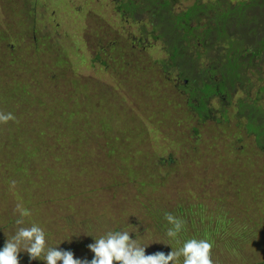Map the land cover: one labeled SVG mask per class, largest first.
<instances>
[{"label":"rangeland","instance_id":"374dc122","mask_svg":"<svg viewBox=\"0 0 264 264\" xmlns=\"http://www.w3.org/2000/svg\"><path fill=\"white\" fill-rule=\"evenodd\" d=\"M41 2L49 6L50 14L43 12L47 28V23H52L50 17L59 25L60 36L68 45L71 68L64 78L53 82L51 75L58 68L53 66V58L51 69L45 67L46 56L51 53L32 56L39 52L13 39L7 41L19 47L14 55L5 58L6 54L0 51V107H5L0 112L11 109L16 118L8 121L13 126L0 123V135L7 138L0 151V196L9 197L8 201L0 199V247L19 227L36 224L44 229L48 247L71 250L81 259H91L87 245L96 234L103 236L108 231L118 230H126L132 238L137 236L141 243L150 245L146 254L167 253L171 247H180L179 241L166 236L170 225L162 226L164 220L157 222V212L164 216L167 211L183 206L189 211L188 217L195 221L191 223L195 231L218 229L219 245L212 243V253L218 258L214 264H258V256L264 262V232L259 233L261 238L252 237L256 226L248 220L259 222L261 218V227H264V178L248 157L235 162L232 159L229 168L223 163L232 150L236 154L253 143V137L237 126L233 106L226 107L228 112L223 116L220 99L215 98L209 101L211 118H199L198 112L187 102L188 95L173 81L156 86L152 82L137 84L146 77H153L150 70L136 77L127 75L129 85L137 84L134 91L121 87L119 82L115 84L117 75L124 77L121 73L102 65L99 60L91 66L92 57L98 55L110 64L112 61L107 59L108 50L101 53L98 39L86 37L89 28L85 18L86 0ZM193 3L194 0H181L175 6L176 11H187ZM88 4L97 20L106 17L115 21L117 28L129 29L118 18L116 0H88ZM1 8L0 4V17L5 18ZM0 24H4V20ZM142 28L148 37L151 24L146 17L134 21L131 31L135 34L134 41L126 43L131 44L132 54L166 60L161 42L137 39L143 36ZM97 33H101L100 27L96 28ZM67 35L75 41L67 40ZM81 40L90 48L81 49L85 46L80 45ZM4 43L0 41V48L5 49ZM83 52L88 57L87 62L81 59ZM124 59L125 56L121 60ZM214 59V52L203 56L201 71L215 69ZM198 76V71L192 73L189 84L200 80ZM92 77L116 87L111 93L116 102L109 95L104 98L107 92L98 90ZM76 79L88 82L92 99L76 84ZM214 92V89L207 90L205 94ZM231 95L236 105L242 94L232 89ZM95 105L107 111L111 127L107 133L112 137L118 135L124 123L133 130L128 134L136 142L130 138L132 152L122 148L109 154L111 148L105 145L106 133L98 130L100 126L94 128L90 121L92 116L80 122L84 113L94 112ZM97 112L103 114L101 110ZM84 129H90L86 131L90 136L87 141ZM232 166H236L237 173L231 179L237 182L236 185L228 182L230 195L226 196L222 185ZM220 169L229 172L224 174ZM144 174L151 175L146 179ZM141 181L145 183L141 185ZM139 202L149 207V211L143 209V216L141 211L139 214L134 211ZM223 206L222 215L234 218V227L219 226ZM87 218L97 224L94 232L84 234L81 232L88 228ZM17 219H23V223L18 225ZM246 230L248 232L243 234ZM201 234L198 232L192 237L201 239ZM235 251L239 256H235ZM20 255L24 256L20 264H25V260H28L26 264H44L43 258L30 261L27 254ZM182 262L183 257L180 264Z\"/></svg>","mask_w":264,"mask_h":264},{"label":"trees","instance_id":"16d2710c","mask_svg":"<svg viewBox=\"0 0 264 264\" xmlns=\"http://www.w3.org/2000/svg\"><path fill=\"white\" fill-rule=\"evenodd\" d=\"M176 1L181 0H117L116 11L118 12V18L131 28L134 26L135 19L136 22L142 17H146L148 20H150L151 31L148 33L152 40H155L158 34L161 32H164L165 34L175 33L180 39L192 36L191 44L195 57L198 58L200 55V50L201 59L203 56H206L211 52L215 53L213 66L215 67L214 74L217 77L211 82L206 83V85L211 88L201 90V99L199 98L198 93H193L192 96H189L192 99L191 105L199 113L200 118H203L204 120H209L211 118L212 111L209 107V98L216 96V94V97L220 99L219 105H221V111L224 112L223 116L227 115L228 109L226 107L233 106V110L235 111L234 117L237 118V126L241 127L248 136L253 137V143H250L251 145L248 147H243L236 154L235 150H232L224 159V166L229 168L232 159L235 162V160L240 161L242 158L248 157L253 159L257 168V172L264 178V0H243L236 3L230 2L228 0H194V4L189 10V14L186 19L188 21L197 22L199 24V29L201 27L200 32H197V28L194 31V27H183L182 17L184 14L178 16L174 15L176 11H174V6H172V3ZM0 4L3 15L5 16V18L0 17V22L1 20H4V24H0V41H5V49L0 48V51H3L6 54L4 57L6 58L8 55H14L17 49H19L15 42L7 41V39L18 40L21 41V44L23 43L31 45L39 52L32 56L38 57L40 54L44 55L47 52L51 53L50 55L46 56L47 62H45V67L47 70L51 69L52 65L50 61L52 58L53 66L58 67L52 73L51 81H58L69 74L71 67L69 53L67 51L68 45L65 43L64 38L60 36V31H58L59 25L53 21L52 17H50L52 23L48 22L47 24L49 28H47V25L43 20V12H45L47 15L50 14L48 11L49 6L41 2V0H0ZM84 7L88 10V12L87 10L85 11V18L87 26L89 24V28L85 33L86 37L92 39L94 36H96L100 39V41H102L100 36L102 33L101 26L111 24L114 26L115 21L106 17L97 20L94 16L95 14L91 11L88 0H86L84 3ZM97 27H100L101 29L100 34H95ZM140 31L143 36L142 38L137 39L146 41V30L142 28ZM199 33H201V41H198L197 35ZM126 34H124L123 40H121L119 43L121 46L116 45L111 48L113 56L109 58L112 59L114 56L119 57L126 55L128 59H130L133 56L131 44L126 43L127 39L130 40L131 38H134L135 34H131L130 30H128ZM67 40L75 41L70 35H67ZM199 43H201V48L199 47ZM85 44L86 43L82 42L81 40L80 45L84 46ZM165 45L167 46L166 50L169 52V54H174L172 58L174 64L181 69L180 64L176 62L175 59L179 61L178 54L183 48H181V46L172 48V42L168 40L165 41ZM87 46L90 48V45H85L81 49L84 50ZM122 46L124 47L123 50L120 49ZM0 54H2V52H0ZM81 54V59L84 62H87L88 57L85 55L86 53L83 52ZM89 57L91 56L89 55ZM197 58L190 62L188 66L182 67L180 71L182 77L185 75V79L190 80V74L198 70V68L196 69ZM96 60H99L102 65H108L107 60H102L101 55H98L97 57H92L91 66H93V63H95ZM117 62V64L120 63V61ZM175 65L169 63L170 67H174ZM115 71L121 73L123 76L126 74V71L129 72L128 68L125 70L121 67L115 68ZM100 80L101 79L99 78L95 79L92 77L93 85L98 90L104 89L103 92H107L104 95V98L109 95V97L114 99V102H116L113 94H111L116 90L114 89L116 87L113 85L107 86L106 84L101 83ZM120 81L121 78L119 75H117L115 78V84L119 82L120 85ZM75 82L79 87L83 88L86 96L89 99L93 98L91 94V88L89 84H87V81L78 82L76 79ZM194 85L195 83L193 82L188 88L197 89L194 87ZM212 89L215 90L213 94L203 96L207 90ZM232 89H236L242 94L238 98L236 105L232 103ZM131 90L134 91L135 89L132 88ZM252 95H254V97H252ZM136 100L140 102L139 98H136ZM0 108V111L5 110V107ZM97 110H101L103 114L97 112ZM93 111L94 112H90L88 114L84 113V117L80 122L82 123L85 119L92 116L90 121L94 124V128L96 126H100V129L98 130H101L103 134L106 133L104 134V137L107 138L108 141H106L107 143L105 145L108 148H111V150H109V154L122 151V148L128 153L132 152L133 150L130 151L129 145L131 137L128 136V134H132L133 130L124 123L123 129L118 133V135L112 137L107 133L111 128L110 122L108 121L106 115L107 111H103L99 105H95ZM5 113H11V109ZM157 122L158 120L155 121V124H157ZM7 124L9 126H13V124L9 122H7ZM86 131L89 132L90 129H84V140L87 141L90 136ZM132 140L135 142L134 139ZM6 142V136L1 134L0 151L3 150ZM139 146L140 145L138 144V147ZM220 170L222 171L221 173L224 174L229 172L228 170L224 169ZM235 173H237L236 166H232L228 175V179L223 181L224 183L222 186L226 196L230 195V186L227 185L228 182L231 181L233 185H236L237 180L231 179ZM150 175L151 174H144L143 176L144 178L148 179ZM144 183V181L140 182L141 185ZM0 199L8 201L9 197L1 195ZM246 205L247 208H249L247 203ZM115 206V204L112 205V208ZM182 207L183 206L178 207L177 210L172 209L171 211L166 212L180 217L185 222L183 231L179 235L178 246H181L185 240L193 238L192 236L198 232L202 233L201 238H207L211 241V243L219 245L217 239L218 229L201 230V228H199V231H195V229L191 226V223H195V221L191 217H188L189 211ZM143 209L149 211V207L146 206V203L139 202V207L134 209V211L137 213L141 211L140 214L143 216ZM223 211L224 206L219 213L221 214L219 215V221L221 222H219L220 224L218 223L219 226L223 228L225 224L228 226L232 225L234 227L235 219L228 218L227 215H222ZM157 213H159L156 216L158 219L157 222L164 220L161 225L165 226L168 223L165 219V215L163 216L160 211ZM87 217H90V214H87ZM86 220L88 223V228L83 229L81 233L87 234L94 232L96 227L95 225L97 223L95 224L94 221H91L88 218ZM248 220L250 221V224L253 223L256 226L254 227V230L251 226V229L253 230L252 237H260L259 233L264 232V227H261L263 225V220L261 218L259 222H256V220H253L252 218H249ZM152 221L153 224L156 223L154 220ZM157 225L160 226V224ZM246 232L248 231H244L243 234ZM100 236L101 235L96 234L94 238H99ZM86 237L92 238L89 235ZM94 238L91 239L90 243L94 242ZM259 241L261 242V239ZM258 252L260 253V251L257 250V253ZM88 255L92 259L94 254L90 253ZM249 255L250 254L245 255V257ZM215 256L216 254L212 253L214 262L215 259H218ZM235 256H239L237 251H235ZM259 257L260 256L257 258L258 264H264V262H261ZM20 258H24V256L20 255ZM27 262L28 260L23 261L25 264Z\"/></svg>","mask_w":264,"mask_h":264},{"label":"clouds","instance_id":"9594fccd","mask_svg":"<svg viewBox=\"0 0 264 264\" xmlns=\"http://www.w3.org/2000/svg\"><path fill=\"white\" fill-rule=\"evenodd\" d=\"M15 119L12 113L0 112V123ZM23 215L25 213H21ZM165 219L170 225L166 236L178 241L185 222L172 213H165ZM16 223L22 224L23 219H17ZM149 246L141 243L137 236L132 238L126 230L108 231L87 245L94 254L92 259H81L71 250L48 247L44 229L32 224L30 227H19L10 239L5 240L0 247V264H20L21 253H27L30 261L43 258L44 264H180L181 257L182 264H214L213 244L207 238H189L180 247H171L172 250L167 253L156 251L146 254Z\"/></svg>","mask_w":264,"mask_h":264},{"label":"flooded vegetation","instance_id":"af4514ba","mask_svg":"<svg viewBox=\"0 0 264 264\" xmlns=\"http://www.w3.org/2000/svg\"><path fill=\"white\" fill-rule=\"evenodd\" d=\"M117 1V0H116ZM180 1H176L174 3H172V6H174V11H176L175 6L179 4ZM194 4V3H193ZM193 4L191 5V7L193 6ZM191 7L189 8V10L191 9ZM189 10L187 11H180L174 14L175 16L178 15H183L182 19V24L183 27H187V28H193L194 27V31L197 28L198 31H201V27L199 29V24L197 22H192V21H188L186 19V17H188L189 14ZM117 15L118 12L116 11ZM122 22V20H120ZM103 22V21H102ZM123 23V22H122ZM103 24V23H102ZM125 24V23H124ZM102 27V33L100 34L102 41H100V39L96 36H94L96 39H98V43L101 45L102 50L101 53H105V50H108V54H107V59H110L112 61V64H110L108 62V65L110 67H112L114 70L115 68L121 67L123 69H127L129 70V72L126 71V74L124 75L123 78H121L120 81V86L124 87L128 90H131L132 88L135 89L137 84L141 83V82H152L154 86L161 84V83H169V81H173L175 86L178 89H181V91L184 94L188 95V104H190L192 102V99L189 96H192V94H199V98L201 99V90H205L207 88H211L209 86L206 85V80L208 82H211L212 80L216 79V75L214 74V69H209L206 72L204 70H202V75H201V50H200V55L197 57L194 56V50L192 49V36L188 37V38H183L180 39L177 34L175 33H164L161 32L160 34H158L157 38L155 39V41H159L161 42V46L163 47L164 52L167 54V58L165 59H152V58H146L143 55H133L130 59H128V57L126 55L123 56H117V57H113L112 59L109 58L111 56H113V53L111 52V48H113V46H121L120 41L123 40L124 34L127 33L128 30L132 31V28L129 26V29L127 31H125V29H119L117 28L116 25H106V26H101ZM129 35V34H126ZM198 41H201V33H199L198 35ZM152 40L148 34L147 40ZM154 40V39H153ZM171 41L172 42V48H176L178 46H181V48H183L182 50H180L179 54H178V59L179 61H177L175 59L176 62H178L181 66V69L183 66H188L190 62L194 61L196 58V69L198 68V72H199V79L200 80H195L194 83V87L197 89H189L188 87L190 86L189 79H185V75L184 77L181 76L180 71L181 69L176 66L174 64L173 61V55L174 54H169V52L166 50L167 46L165 45V41ZM129 41H134L132 40V38L130 40L127 39V42ZM125 44V43H124ZM199 47L201 48V43H199ZM121 50L124 49V47L122 46L120 48ZM176 52V51H173ZM125 56L124 60L123 57ZM120 61L119 64H117ZM169 63L175 65L174 67H170ZM150 70L151 73H154L153 77H146L143 80L139 81L137 84L131 86L129 85L126 77L127 75H130V77H136L139 76V73H142L144 71H148ZM208 73V77H206V74ZM191 75V74H190ZM129 77V78H130ZM205 83V85L203 84ZM204 85V86H203ZM182 87V88H181ZM211 95V94H210ZM203 96H207V95H203ZM217 96V94H216ZM216 96L214 97H210V100H213L215 98H217ZM191 100V101H190ZM197 110H199L198 108H196ZM201 115V114H200ZM198 117L199 113H198ZM197 132V131H194Z\"/></svg>","mask_w":264,"mask_h":264}]
</instances>
